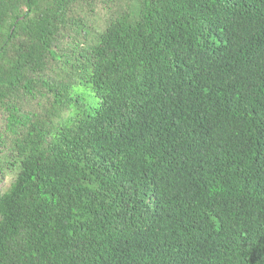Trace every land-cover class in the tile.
Here are the masks:
<instances>
[{"label": "trees", "instance_id": "trees-1", "mask_svg": "<svg viewBox=\"0 0 264 264\" xmlns=\"http://www.w3.org/2000/svg\"><path fill=\"white\" fill-rule=\"evenodd\" d=\"M0 264H264V0H0Z\"/></svg>", "mask_w": 264, "mask_h": 264}]
</instances>
